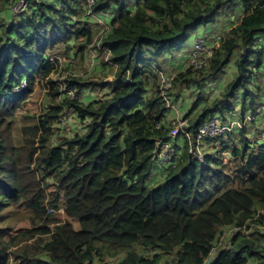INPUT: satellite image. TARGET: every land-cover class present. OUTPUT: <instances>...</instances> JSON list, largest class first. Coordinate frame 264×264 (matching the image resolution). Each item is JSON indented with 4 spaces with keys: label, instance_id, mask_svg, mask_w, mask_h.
<instances>
[{
    "label": "trees",
    "instance_id": "obj_1",
    "mask_svg": "<svg viewBox=\"0 0 264 264\" xmlns=\"http://www.w3.org/2000/svg\"><path fill=\"white\" fill-rule=\"evenodd\" d=\"M13 3L0 0V227L11 215L5 211L24 206L33 224L54 230L12 239L0 228V264H264V142L252 141L264 137L257 125L264 122V0H25L18 17ZM222 29L209 66L187 69V45L211 44ZM98 33L111 55L104 66L117 68L114 81L73 74L67 87L83 97L64 96L53 79L61 59L87 54ZM167 60L174 91L186 86L196 97L183 106L192 143L181 134L180 151L164 163L157 144L170 142L173 110L160 77ZM37 77L55 102L14 146L7 121ZM68 113L82 131L56 136ZM215 117L232 127L226 135L238 131L227 140V162L218 152L199 158V130ZM226 135L205 147L226 144ZM62 209L79 230L52 219ZM244 226L253 228L250 237H225Z\"/></svg>",
    "mask_w": 264,
    "mask_h": 264
},
{
    "label": "rangeland",
    "instance_id": "obj_2",
    "mask_svg": "<svg viewBox=\"0 0 264 264\" xmlns=\"http://www.w3.org/2000/svg\"><path fill=\"white\" fill-rule=\"evenodd\" d=\"M17 1L19 2L20 0H11V2H14L13 5H16ZM88 3H89V6L93 5V0H88ZM23 6H25V5L23 4ZM23 6L21 5L20 7H18V10L14 13L16 15V17H18L20 14V11L24 9ZM89 14H91V12H89ZM232 18H233V16H232ZM236 20H237V18H236ZM95 23H97L100 26V28L104 27V22H103L102 18H96ZM226 24H228V23L222 22V26L225 27ZM95 26H97V25H95ZM224 33H225V29H222L218 32V34H216V36H218V41L220 40V38L223 36ZM200 38H202V37H200ZM193 43L194 42H192L191 44H188L186 49L184 50V53L186 51H188L187 55H189V59H188V62L186 63L188 65L190 62V57H191L193 50H194V47H192ZM220 44H221V41H220V43L214 42V43L208 45V51L209 52L200 55V58L204 62L207 61V64L205 66H203V68H206L209 66L210 59L214 55V53H213L214 49L215 48L218 49ZM110 56L111 55H110L109 51H107L106 48L101 47V34L98 33V35H96V39H95L94 44L90 47V50L87 54H84V55L73 54L72 57H71V55L65 56V57L63 56V59H61L62 64L59 67V69L57 70V72L53 75V79L57 81V85L60 88V91L64 96H66V97L71 96L73 98H79L80 99L81 96L83 95L82 91L79 93H75V90L73 88L67 87L66 80L71 79L73 74H77V75L79 74L80 76H84L85 77L84 79H86L87 77L93 76L96 78V80H98L101 83H107V84L111 83L115 79V70H117V68L112 65L114 68L111 66H108L109 68L107 69L106 68L107 66H104V64H107V62L110 63ZM175 56L178 57V54ZM171 63H172V61L167 60L162 66L165 69L164 74H167V75L172 77L171 73L172 72L176 73V70H174L175 68H172ZM97 65H98V69H96ZM189 68H193V67H188L187 69H189ZM194 70H199V69H194ZM233 71H234V69L230 65L226 69V73L221 77L220 83L223 82L225 79H227L228 74L232 73ZM29 74H31V73H29ZM162 74H163V72L160 73V77L162 76ZM37 78H38V84L36 85L34 91L27 95L25 102L21 106V108L18 111V113L16 114V116L9 118L7 121V126L10 128L9 131H11V133H10V135H11L10 140L11 141L10 142L14 146H23V144H24V134H23L24 128L35 125L37 123L36 116H39L41 114H45L47 112V106L49 104L55 102V99H53V97L49 93L51 87H47L46 81L41 82L42 79L40 77H37ZM162 79L163 78H161V80ZM26 86H27V84H26V82H24L23 86L20 89H23ZM90 91H91L90 93H91L92 98L102 97V94H103L102 91L95 90V89H90ZM180 91L183 92L184 95L180 99L179 98L177 99V95ZM71 92L73 93V95L71 94ZM169 92H168V94L170 95V97H169L170 105L169 106H171V108L173 106L174 110L173 109H172L173 111L171 110L173 113L171 114L170 118L168 119L169 120L168 123H170L171 125L174 123L178 124L177 120H179V122L184 121L183 117H184L185 113L187 112L186 110L188 109L186 107L183 108V106H188V107L191 106V104L195 100L196 92L191 93L192 90L187 89L186 86L182 87L181 89H178L177 91H174L173 85H172L171 91H169ZM172 94L176 98V101L173 100ZM63 95L61 96L62 98H63ZM61 97H58L56 102H59L61 100ZM236 104L239 106L240 102H237ZM229 117L234 118V116H232V115H230ZM249 117H250V115L247 116L246 124H247V126H252L250 124V118ZM236 118H238L240 120L241 116L239 114H237ZM262 118L264 120V117H262ZM257 125L259 126L260 130H263V128H264V122L263 121H260ZM81 128H83V125H81V123L79 122V118L74 116V114H72V113H68L58 123L57 130H56V136L67 135L68 137H73V135L75 133L82 131ZM237 134H238V131L234 130L230 136L226 135V137L224 139L226 144L223 145L220 143L216 147V149L215 148L209 149L210 146H207V145H206V147L204 146L202 148V150L198 151V153H201V154H199V158H202V160H203L204 152L208 151V152H218L219 155L223 156V158L226 162L231 160V157L229 155V152L226 150V147L229 145L228 141L231 140L233 138V136L236 137ZM252 141L259 142L261 144L262 142H264V137L252 136ZM168 153L171 154L170 150H168ZM234 162L235 161H233V159H232V163L230 164V166H234ZM48 190L53 191V190H55V187L49 186ZM63 196H64V193H61V197H63ZM5 213H7V214L11 213L10 217L0 227L2 230L6 231L3 233V235L6 237H11L13 239L16 236L26 232L27 230H32L35 228H41L43 226H48L49 228L52 229V231L54 230V225L49 226V222H40L37 225H35V223L33 224L32 218L35 215L32 212H30L29 210H27L24 206H19V207L12 209V210L5 211ZM52 219L59 221V222H62V223H67V222L72 223L75 229H77V230L80 229L79 222L73 218H69L66 215V213L64 212V209L58 211L57 213H54ZM233 229L234 228H230L229 230H227V232L225 233V237L232 236L233 234L231 232ZM262 230H263V228H262ZM252 231H253V228L244 229L243 234L250 237V234ZM26 244H31V242L22 243V244H20L19 247H25ZM219 246L221 248L224 246V244H222V245L219 244ZM217 252H218V250L216 251V253ZM11 264H16L13 261V259L11 260Z\"/></svg>",
    "mask_w": 264,
    "mask_h": 264
},
{
    "label": "built area",
    "instance_id": "obj_3",
    "mask_svg": "<svg viewBox=\"0 0 264 264\" xmlns=\"http://www.w3.org/2000/svg\"><path fill=\"white\" fill-rule=\"evenodd\" d=\"M25 5V0H20V3L17 5L12 6V10L15 13L18 10V7L21 5ZM25 9V6H23ZM21 10V12L24 11ZM99 18V17H97ZM215 42L220 43V40L218 41V36L215 37ZM214 43V42H213ZM212 44V43H211ZM208 45H210L207 41H198L194 47L193 53L190 57V62L188 67H193L194 69H201L203 66L207 64V61H203L200 58V55L208 53ZM214 47V46H213ZM161 80L163 88L162 93L167 96V93L172 89V79L167 74H162ZM73 95V93L71 92ZM178 124H173L172 131L170 133V142L168 143H162L158 142L157 146L158 149H160L158 155H157V161L167 163L170 161V158H174L178 154V149H180L179 146L175 144L176 139L183 133L188 138H190V134L186 131V122H177ZM160 128V126L158 127ZM231 127L229 125L223 124L222 120L218 117L212 118L209 121H207L199 130V134L197 137V149H201L204 145V141L208 138H214V137H220L225 136L226 132L231 131ZM168 150H170L171 154L168 153ZM244 229H247V226L244 227H234L232 230V234L235 235L238 232H243Z\"/></svg>",
    "mask_w": 264,
    "mask_h": 264
},
{
    "label": "clouds",
    "instance_id": "obj_4",
    "mask_svg": "<svg viewBox=\"0 0 264 264\" xmlns=\"http://www.w3.org/2000/svg\"><path fill=\"white\" fill-rule=\"evenodd\" d=\"M187 65V68H188V64H186ZM169 76V75H168ZM171 79H172V85H173V80H174V77H171V76H169ZM171 91V90H170ZM82 97L83 96H81V98L80 99H82ZM166 99H167V101H168V103L170 104V102H169V97H168V93H167V96H166ZM172 109L174 110V107L172 106ZM178 122H179V120H177ZM167 122H169V120L167 119ZM183 122H186V126L188 125V123H187V121H183ZM169 125H170V128H171V131H172V126H173V124L171 125L170 123H169ZM186 126H185V128H186ZM232 130V129H231ZM187 131V130H186ZM188 132V131H187ZM189 134H190V138H188L185 134H183L182 133V135H184L186 138H187V140L189 141V142H191L192 143V138H193V136H192V134L190 133V132H188ZM169 137H170V135H169ZM180 137V136H179ZM179 137L176 139V141H175V144L177 145V146H181V144L179 143ZM198 137V136H197ZM205 145H203V147H204ZM202 147V148H203ZM202 148L201 149H198V151H200V150H202ZM195 152V151H194ZM201 160H202V158H200Z\"/></svg>",
    "mask_w": 264,
    "mask_h": 264
},
{
    "label": "crops",
    "instance_id": "obj_5",
    "mask_svg": "<svg viewBox=\"0 0 264 264\" xmlns=\"http://www.w3.org/2000/svg\"><path fill=\"white\" fill-rule=\"evenodd\" d=\"M19 3H20V1H19V2H17V4H19ZM17 4H16V5H17ZM95 18H96V17H95ZM188 59H189V58H188ZM187 62H188V60H187ZM187 62H186V63H187ZM179 151H180V149H178V152H179Z\"/></svg>",
    "mask_w": 264,
    "mask_h": 264
}]
</instances>
